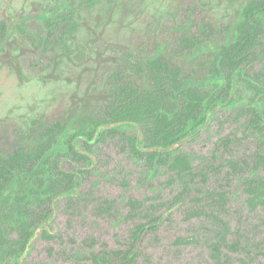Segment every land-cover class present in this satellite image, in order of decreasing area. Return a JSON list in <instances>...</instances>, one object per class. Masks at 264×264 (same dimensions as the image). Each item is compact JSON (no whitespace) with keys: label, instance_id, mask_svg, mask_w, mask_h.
I'll return each instance as SVG.
<instances>
[{"label":"rangeland","instance_id":"374dc122","mask_svg":"<svg viewBox=\"0 0 264 264\" xmlns=\"http://www.w3.org/2000/svg\"><path fill=\"white\" fill-rule=\"evenodd\" d=\"M58 1L0 0V26L22 23L28 35L47 34L41 15L50 13L48 6ZM216 2L126 0L124 11L96 29L101 35L93 49L111 56L120 55L118 47L142 55L157 54L159 49H179L184 36L198 35L200 25L224 32L231 11L226 1ZM188 19L189 25L182 26ZM2 33L0 157L27 140L23 133L28 126L61 119L71 95L83 90L92 78L88 71L92 62L86 60L88 67L82 69L79 83L80 69L73 64H62L55 78H43L50 52H37L26 38L19 39L18 50L25 49L19 59L20 72L12 63L16 61L1 52L11 43L1 38ZM212 47L209 43L204 52ZM188 62L186 71L191 67ZM105 70L103 65L96 75ZM206 72L197 71L200 75ZM251 79L264 90V47L247 66L246 75L236 79L233 97L237 101L217 111L199 135L172 152V157H188L191 174L180 175L167 165L154 167L135 154L130 140L137 133L134 126L101 129L90 144L78 139L77 147L86 153L84 159L69 154L57 159L61 169L74 175L71 193L43 205L47 215L41 218L43 228L35 233L22 264H90L92 252L108 253L101 255L118 260L113 252L133 245L137 257L131 264H264V205L252 208L246 190L249 178L264 179V167L256 163L257 154L264 153V97L256 96V90L248 86ZM254 107L262 116L258 126L251 123ZM213 191H224V208L216 209L206 197ZM145 224L152 227L144 226L138 239H133V232ZM7 235L12 240L18 237L13 228ZM236 240L240 251L219 245L217 253L212 248L216 242Z\"/></svg>","mask_w":264,"mask_h":264},{"label":"trees","instance_id":"16d2710c","mask_svg":"<svg viewBox=\"0 0 264 264\" xmlns=\"http://www.w3.org/2000/svg\"><path fill=\"white\" fill-rule=\"evenodd\" d=\"M219 1H226L229 5L226 8L231 11L226 31L200 25L198 35L184 36L179 49L164 52L159 49L157 54L151 51L142 55L140 51L118 47L120 55L111 56L93 49L101 35L96 29L124 11L126 0H60L48 6L50 13L41 15L47 29L44 35H28L22 23L1 24V38L11 41L1 52L16 61L12 63L20 72L19 59L25 49L18 50L19 39L26 38L37 52H50V64L44 67L43 78H55L62 64H73L80 69L79 83L82 69L88 67L86 61L92 62L88 69L92 78L83 90L71 95L61 119L28 126L23 133L27 140L0 157V264H22L35 233L43 228L41 218L47 216L43 205L70 194L75 184L73 173L59 167L58 157L69 154L84 159L86 153L77 147L76 141L81 139L90 144L100 133L99 127L114 130L134 126L137 133L130 140L135 154L144 156L154 167L167 165L180 175L191 174L188 157L185 154L172 157V152L191 140L189 137L207 119L209 124L217 111L237 101L233 97L236 79L246 75L247 66L264 47V0H217L216 3ZM89 12L92 16H87ZM188 20L182 26L189 25L191 20ZM204 32L206 37L202 36ZM83 35L86 38L81 40ZM209 43L213 44L212 49L204 52ZM203 52L206 54L199 59ZM187 61L191 66L189 71H186ZM103 65H106L105 73L96 75ZM204 69H207L205 74L197 73ZM247 84L256 90V96L264 97L262 85L252 79ZM253 110L251 123L258 126L262 116L257 108ZM256 163L264 167V153L257 154ZM230 166L235 168L236 163L231 162ZM246 190L252 208L264 205V179L249 178ZM206 197L216 209L224 208V191L208 192ZM144 226L152 227L151 224L139 226L133 232V239H138ZM7 228L15 229L18 237L10 239ZM219 245L241 250L237 240L214 243L212 248L217 253ZM134 248L133 245L130 249L114 251L118 260L103 257L108 253L92 252L90 264H131L137 257Z\"/></svg>","mask_w":264,"mask_h":264},{"label":"water","instance_id":"95a60500","mask_svg":"<svg viewBox=\"0 0 264 264\" xmlns=\"http://www.w3.org/2000/svg\"><path fill=\"white\" fill-rule=\"evenodd\" d=\"M208 118H209V115H208ZM207 124H208V119H207V121L205 122V124L196 132V133H194L192 136H190L189 138H193V137H196L197 135H199L204 129H205V127L207 126ZM102 129V127H99L98 128V131L99 130H101Z\"/></svg>","mask_w":264,"mask_h":264}]
</instances>
